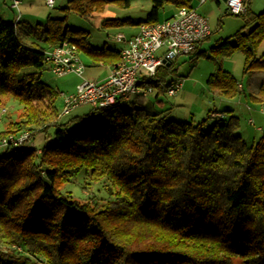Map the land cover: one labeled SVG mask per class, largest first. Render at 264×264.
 Listing matches in <instances>:
<instances>
[{
  "label": "trees",
  "instance_id": "obj_1",
  "mask_svg": "<svg viewBox=\"0 0 264 264\" xmlns=\"http://www.w3.org/2000/svg\"><path fill=\"white\" fill-rule=\"evenodd\" d=\"M112 2L129 6L131 0H69L61 16L23 31L0 14V108L8 97L22 109L19 120L0 128V138L55 130L43 148L0 152V264H233L236 256L244 264H264L263 128L259 141L249 144L236 133L234 115H218L206 129L207 118L168 120L165 111L142 106L144 98L132 103L139 107L118 99L65 121L55 109L58 92L41 79L50 70L45 51L69 41L93 65L118 63L120 50L94 47L88 31L67 24L70 11L87 17ZM194 2L152 0L147 18L136 23L160 21L167 3L179 9ZM249 4L233 39H219L211 52H244V73L254 74L264 72V54H257L264 10ZM187 55L213 57L200 45ZM220 60L207 80L211 89L228 97L243 92ZM174 66H160L148 81L157 99ZM44 90L48 99L37 95ZM259 93L264 104V86ZM77 121L81 125L71 129ZM83 168L93 180L107 178L114 199L81 201L64 192Z\"/></svg>",
  "mask_w": 264,
  "mask_h": 264
},
{
  "label": "rangeland",
  "instance_id": "obj_2",
  "mask_svg": "<svg viewBox=\"0 0 264 264\" xmlns=\"http://www.w3.org/2000/svg\"><path fill=\"white\" fill-rule=\"evenodd\" d=\"M23 4L19 9L23 13L20 15L23 19L29 17L32 24H45L48 21L49 15L61 16V9L68 5L69 0H56L54 7L46 4L45 0H23ZM208 0L206 3L198 7V11L205 15L211 24L212 35L206 39L201 46V50L206 51L213 57L202 55L197 59H191L187 54L179 55L175 60V66L169 75L168 80H181L183 86L179 93L175 96H168L167 93L160 94L162 102L158 101L155 94H150L142 100L141 105L153 111H165L167 119H175L179 121H194L200 122L207 118L205 127L210 129L216 123L218 118L212 117L209 112L221 111L226 114V118L234 115L238 118V126L236 133L242 135L245 141L249 144L259 141L263 135L264 129V104L257 101L261 98L259 93L264 86V72H256L254 74L244 73L245 54L240 50H235L231 54L221 56L222 54H212V46L219 39L231 38L240 29L245 20L241 15L227 13L225 9V1ZM31 3V4H30ZM251 9L255 12L264 10V0H251ZM152 7V0H131L129 6H122L119 3L112 2L107 5L104 11L95 12L94 14L84 17L74 11H70L67 16V24L72 28L86 30L90 33L91 43L94 47L109 46L112 48H120V43L115 42V36L118 33H125L126 28L130 25L118 24L120 20L131 19L133 21L145 20ZM16 11L17 16L20 11ZM175 6L167 3L164 9L160 12V18L163 19L174 11ZM25 41L30 43V39ZM264 41L257 49V54H264ZM163 50V49H162ZM161 50V51H162ZM81 59L86 65L84 78L91 81H100L110 74L108 66L93 65L92 61L84 54H80ZM220 62L223 68L229 71L239 82L244 85V92H241L233 97H228L221 94L219 91H214L209 86L207 80L210 75L217 69V61ZM42 82L58 92L55 101V109L59 115L63 111L65 97L74 94L77 91L78 85L82 82V78L75 73H68L63 76H55L50 70L44 72ZM37 95L48 99L47 92L39 91ZM255 95L258 97H252ZM9 98H3L4 104L0 108V128L5 129L9 121L19 120L21 107ZM136 100L135 96H131L128 108L141 106L138 103L132 104ZM7 103L5 104V102ZM90 105H83L69 115L63 116L65 121L70 117L82 115L91 110ZM51 110V109H50ZM231 110V111H230ZM52 114L53 111L51 110ZM222 115V114H216ZM214 115V116H216ZM53 118L54 115H51ZM81 123L75 122L71 129L79 127ZM28 131V130H25ZM54 128L49 130V134L35 129L31 133V140L28 146L43 148L45 145L52 143L54 139ZM8 134L6 136H9ZM5 137V136H4ZM0 152H2L0 150ZM91 170L83 168L70 182L62 188L64 192H70L74 198L78 200H88L92 198L96 201L103 202L114 199V189L111 182L107 178L93 180L91 178ZM233 264H244L240 257L233 258Z\"/></svg>",
  "mask_w": 264,
  "mask_h": 264
},
{
  "label": "built area",
  "instance_id": "obj_3",
  "mask_svg": "<svg viewBox=\"0 0 264 264\" xmlns=\"http://www.w3.org/2000/svg\"><path fill=\"white\" fill-rule=\"evenodd\" d=\"M45 1L50 7L56 4V0ZM197 1L200 4L206 2ZM225 2L232 14H243L247 10L248 0ZM19 4V0H13L12 6L19 8ZM211 34L209 19L195 7H181L172 17L161 21H144L140 23L139 31L130 38L124 33L115 36V40L124 41L126 45L121 50V60L112 65L110 74L100 81L84 78L86 65L76 44L64 41L46 50V60L53 75L75 73L82 78L77 91L65 97L60 116L69 115L83 105L102 108L114 105L118 99H130L131 96L145 99L156 92L148 81L156 76L160 66L166 65V61H174L181 54L193 52ZM166 83L169 96L176 95L183 86L181 80H168ZM30 140L31 133L28 131L5 136L0 138V150H14L29 144Z\"/></svg>",
  "mask_w": 264,
  "mask_h": 264
},
{
  "label": "crops",
  "instance_id": "obj_4",
  "mask_svg": "<svg viewBox=\"0 0 264 264\" xmlns=\"http://www.w3.org/2000/svg\"><path fill=\"white\" fill-rule=\"evenodd\" d=\"M20 1V4H19V7H20V5L21 4H23V0H19ZM208 0H206V2H207ZM206 2H204V3H206ZM217 2H218V4H219V7H221V3H220V1L219 0H217ZM203 3V4H204ZM250 3H251V0H250ZM12 4H13V0H0V14H1V16L5 19V20H8V21H13V22H15V23H19V26H20V28L22 29V31L23 30H25L27 27H30V26H36L35 24H32L31 23V21L30 20H32V19H30V18H33V17H29V18H27L26 20L25 19H23V17H21L20 15H22L23 13L20 11V9L19 8H17V7H13L12 6ZM31 4V3H30ZM194 5H195V8L197 9V11H198V7H200L202 4H200L197 0H195V2H194ZM250 5V4H249ZM250 8H251V5H250ZM18 9H19V11H20V13H19V15L17 16V14H16V12H15V10L16 11H18ZM225 9H226V11H228L227 10V5H226V3H225ZM176 8L174 9V11L171 13V15H169V16H167V17H165V18H163V19H161L160 18V15H159V20L161 21V20H164V19H167V18H170V17H172L174 14H175V12H176ZM199 12V11H198ZM131 20V19H130ZM131 21H133V20H131ZM140 21H142V20H140ZM138 22V21H137ZM127 25H130L128 28H126V31H125V36L127 37V38H130L131 36H133V35H135L138 31H139V25L140 24H138V23H136V21H133V23H129V24H127ZM212 28V27H211ZM213 33V32H212ZM212 35V34H211ZM28 38V37H27ZM28 39H30V38H28ZM115 42H118V43H120V48H117L118 50H122V48L126 45L125 44V42L124 41H118V40H115V39H113ZM203 43V42H202ZM202 43L200 44V48H201V46H202ZM263 47H264V45H263ZM201 50V49H200ZM103 66H108L109 67V69L111 70V67H112V65H103ZM242 86H243V92H244V85L242 84ZM181 90V89H180ZM179 90V91H180ZM179 91H178V93H179ZM177 93V94H178ZM154 94H155V96H156V92H154ZM176 94V95H177ZM168 95V94H167ZM169 96V95H168ZM175 96V95H174ZM130 99H127V101H129ZM158 101H160V102H162V99H161V95L159 96V98L157 99ZM80 108V107H79ZM78 109V108H77ZM76 110V109H75ZM74 110V111H75ZM222 114V116L224 117V118H226V114H224V113H222L221 111H215L214 113L212 112V117H214V118H217L216 116H218V115H216V114ZM214 115H216V116H214ZM259 129H262V127H259Z\"/></svg>",
  "mask_w": 264,
  "mask_h": 264
},
{
  "label": "water",
  "instance_id": "obj_5",
  "mask_svg": "<svg viewBox=\"0 0 264 264\" xmlns=\"http://www.w3.org/2000/svg\"><path fill=\"white\" fill-rule=\"evenodd\" d=\"M224 1H226V0H224ZM170 64H171L170 61H166V65H167V66H169Z\"/></svg>",
  "mask_w": 264,
  "mask_h": 264
}]
</instances>
